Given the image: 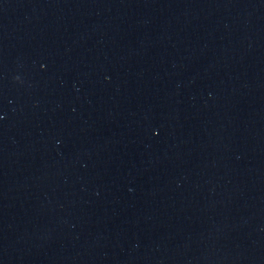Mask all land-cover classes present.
Returning a JSON list of instances; mask_svg holds the SVG:
<instances>
[{
  "label": "water",
  "instance_id": "1",
  "mask_svg": "<svg viewBox=\"0 0 264 264\" xmlns=\"http://www.w3.org/2000/svg\"><path fill=\"white\" fill-rule=\"evenodd\" d=\"M0 264H264V0H0Z\"/></svg>",
  "mask_w": 264,
  "mask_h": 264
}]
</instances>
